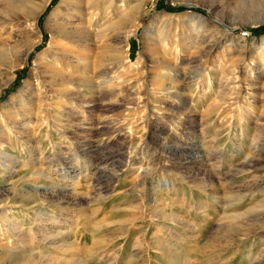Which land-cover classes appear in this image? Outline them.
<instances>
[{
  "label": "rangeland",
  "instance_id": "374dc122",
  "mask_svg": "<svg viewBox=\"0 0 264 264\" xmlns=\"http://www.w3.org/2000/svg\"><path fill=\"white\" fill-rule=\"evenodd\" d=\"M26 2L0 0V231L49 235L19 264H264V0H125L135 34L108 15L59 65L62 0L39 42ZM72 60L94 90L42 81Z\"/></svg>",
  "mask_w": 264,
  "mask_h": 264
},
{
  "label": "bare ground",
  "instance_id": "6f19581e",
  "mask_svg": "<svg viewBox=\"0 0 264 264\" xmlns=\"http://www.w3.org/2000/svg\"><path fill=\"white\" fill-rule=\"evenodd\" d=\"M50 1L51 0H37V1L27 0L26 2L27 4L25 5L24 15H25V18L27 19V23H29L27 26H29V29H30L29 31L39 36L37 39V42L41 40V33L39 31V27L37 24L38 17L40 16V14L43 12V10L46 8V6L49 4ZM124 3H125V0H62L61 4L52 13L48 26L52 22H54L56 26L55 28L56 31L52 29L49 31L52 36L51 46L56 43L60 44L62 42L63 43L66 42L67 45H62L60 47V54H56L54 56L53 62L58 65L64 64V62L62 61L64 56L65 57L69 56L73 52L77 53L76 50H72L74 47L85 49L87 46H91L92 37H93L92 39L93 41H96L97 37L98 38L102 37L103 33L106 31L94 32L93 28L95 29L94 25L98 21L104 20L108 15H113V17H117V19L119 20V22L117 23V26L115 25L111 26L110 29H114V28L115 30L123 29L124 33L127 34V37H125V40H127L130 34H135L140 26L139 19L137 16L130 17L126 15L127 13L125 12ZM65 4H67L69 8H67V12L65 11L66 13L63 14V8ZM60 19L62 20L59 21ZM36 43L34 42L33 46ZM32 49L33 47H31V50ZM70 64L71 66L68 64H65L64 66L65 70L63 69L64 73H62L60 70L57 73V75L55 76L48 75L47 78L44 77L42 81L44 83H47V85H49L52 90L61 91L64 94L67 93V90L65 89V87L70 86V85L74 86L75 88H78L79 86H85V87L87 86L89 90H92V89L94 90L95 89L94 81L93 80L91 81L89 78L90 73L93 71V67L90 65V63L80 61V60H75V61L72 60ZM78 68L81 69L79 71V74L73 75L72 72H68L71 70L78 71ZM31 98H34V96H32ZM35 100L40 101L41 98L39 97V99L36 98ZM126 104H131L130 106L133 105V103H126ZM130 106L126 105L125 107L131 109ZM15 123H16L15 118L11 119L9 122L10 126H12L13 128H14ZM3 133H1V135ZM252 165L253 164H251L250 166ZM9 189L7 190V188H4L5 192H3L2 190L0 191V202H3L4 200L6 202L7 199H10V196L13 193ZM45 192L47 193V191ZM214 199L216 198L214 197ZM256 213L258 216H260L259 218L257 216L256 221H262L261 218L264 216V205L259 206ZM258 226L260 229H262L260 225H257V227ZM18 228L15 229V231H11L9 229L11 232L9 230H8L9 232L7 230L0 231V255H3V256L8 255V257L13 258L12 259L13 264H19V262H22V260L26 258V255H27L26 247L27 246L29 247V245L32 243L34 244V242H39V241H44V240L47 241L46 239H47V236L49 235L47 230L45 229H43L41 233L38 234V232L31 230L33 227H29V228L25 227V228H19V229ZM259 260L261 262V259ZM47 261H49L50 263L52 262L51 264H56L54 259L47 260ZM25 264H35V261L28 260ZM37 264H38V261H37Z\"/></svg>",
  "mask_w": 264,
  "mask_h": 264
},
{
  "label": "trees",
  "instance_id": "16d2710c",
  "mask_svg": "<svg viewBox=\"0 0 264 264\" xmlns=\"http://www.w3.org/2000/svg\"><path fill=\"white\" fill-rule=\"evenodd\" d=\"M167 9L168 10H172V11H180V10H183L184 7L183 6H179V7H169V6H167ZM263 30H264V27H261V28L253 29L252 31L253 32H258V31H263Z\"/></svg>",
  "mask_w": 264,
  "mask_h": 264
},
{
  "label": "built area",
  "instance_id": "2783aa9c",
  "mask_svg": "<svg viewBox=\"0 0 264 264\" xmlns=\"http://www.w3.org/2000/svg\"><path fill=\"white\" fill-rule=\"evenodd\" d=\"M241 35L247 37V36H249V32L248 31H242Z\"/></svg>",
  "mask_w": 264,
  "mask_h": 264
},
{
  "label": "water",
  "instance_id": "95a60500",
  "mask_svg": "<svg viewBox=\"0 0 264 264\" xmlns=\"http://www.w3.org/2000/svg\"><path fill=\"white\" fill-rule=\"evenodd\" d=\"M192 6V5H191Z\"/></svg>",
  "mask_w": 264,
  "mask_h": 264
}]
</instances>
